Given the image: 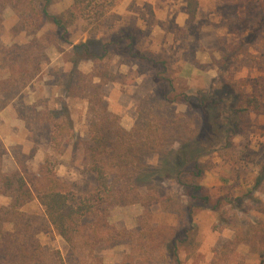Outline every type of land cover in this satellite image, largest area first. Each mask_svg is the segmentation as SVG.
I'll return each instance as SVG.
<instances>
[{
    "label": "rangeland",
    "instance_id": "374dc122",
    "mask_svg": "<svg viewBox=\"0 0 264 264\" xmlns=\"http://www.w3.org/2000/svg\"><path fill=\"white\" fill-rule=\"evenodd\" d=\"M186 1L118 0L105 16L78 14L68 38L76 45L90 38L114 37L120 30L131 33L134 29L139 51L169 61L178 91L195 94L199 90L219 89L223 82L230 81L237 84L235 93L242 95L239 100L245 95L260 100L261 111L247 113L246 128L233 138L234 145L221 147L212 138L203 158L210 170L202 184L214 198L228 200L226 223H219L217 212L197 210L192 223L197 230V251L192 257L193 247L182 248L176 259L182 264H261L264 187H255V181L264 163V0H198L192 24L184 20ZM98 2L105 7L101 10L108 8L107 0ZM72 6L73 0H54L49 10L57 15ZM2 8L1 44L6 49L17 44L19 48L27 46L32 41L31 33L23 31L18 14L8 2ZM47 29L37 35L41 40ZM239 43L245 45L242 52L231 53L228 46ZM59 44L66 53L50 46L40 58L38 73L18 88L19 93L13 88L5 91V98L0 96V208L10 205L11 194L3 183L7 175L15 172L24 176L34 191H42L58 179L63 190L87 196L97 185L90 170L88 150L91 123L103 115L97 116L99 107H95V112L90 110L86 97L89 76L84 77L92 71L93 63L75 67L69 61L71 46L61 41ZM108 63L121 80L102 87L107 111L114 116L117 126L130 131L138 118L141 101L152 96L155 84L145 67H130L120 56H113ZM4 65L8 66L0 70L2 81L9 76L10 64ZM71 79L73 90L67 92L65 85ZM3 103L7 104L3 107ZM64 104L73 121V133L67 143L55 148L49 139L50 113L61 111ZM174 106L178 114L187 112L185 104ZM193 113L192 110L195 127ZM142 162L156 169L159 158L145 155ZM159 193L160 201L111 207L105 216L110 237H104L93 253L72 249L56 234L36 197L21 211L38 219V239L47 250H59L66 264H175L164 244L160 248L158 245L173 229H183L184 222L173 204L181 202L187 206L190 198L186 190L170 180L160 183ZM236 199L242 200L237 203L239 208H231L230 202L235 203ZM11 228L6 223L5 229ZM83 240L82 235L79 245Z\"/></svg>",
    "mask_w": 264,
    "mask_h": 264
},
{
    "label": "trees",
    "instance_id": "16d2710c",
    "mask_svg": "<svg viewBox=\"0 0 264 264\" xmlns=\"http://www.w3.org/2000/svg\"><path fill=\"white\" fill-rule=\"evenodd\" d=\"M53 1L0 0V9L8 2L18 14L23 31L32 35V41L20 48L17 44L6 49L0 41V64L3 66L0 70L6 69L8 65L5 63L10 64L8 78L0 79V96L5 98V91L13 88L19 93L18 88L25 86L26 81L38 73L40 58L45 56L44 50L50 46L60 53H66L60 41L71 46L69 61L75 67L80 63L92 62V71L84 76H89L86 97L90 110L95 112V107H99L97 116L103 115L100 120L94 119L91 123L88 150L90 170L95 174L97 185L90 195L78 196L59 187L58 179L53 180V185L46 189L34 191L21 174L15 172L7 175L3 186L11 194V202L8 207L0 208V264H66L59 250H47L38 239V219L21 211L35 197L56 234L72 249H88L93 253L104 237L110 234L105 217L110 208L147 204V200L160 201L159 186L166 180L174 181L186 190L190 203L187 206L181 202L173 204L176 205L179 219L184 222L183 229H173L159 241L158 247L164 244L174 257L175 264H182L176 259L177 251L193 247L190 253L192 257L197 251V230L192 225L197 210L217 212L219 223H226L228 200L226 202L225 197L214 198L202 184L210 170L209 163L203 161L206 150L211 146L212 138H216V144L221 147L234 145L233 138L246 128L247 113H259L261 102L250 95L239 100L242 95L235 93L237 84L230 81L223 82L219 89L199 90L195 94L178 91L169 61L139 51L134 29L131 33L120 30L114 37L90 38L87 42L73 45L68 38L69 28L77 20L78 14L105 16L118 0H107L106 10H101L104 5L101 6L98 0H73L72 9L57 15L49 10ZM198 8V0L186 1L190 24L195 21ZM45 27H48V31L41 40L37 35ZM244 46L239 43L228 47L231 53L238 55ZM113 56L122 57L130 67H145L155 84L152 96L141 101L138 118L130 131L116 125L114 116L107 111L102 94L103 86L121 80V76L109 68L108 62ZM229 58L227 56L226 60ZM79 82L82 83L83 79ZM65 86L67 92L73 90L72 79ZM83 87L86 88V85ZM6 104L3 103V107ZM176 104H185L187 112L178 114L174 110ZM192 110L195 127H192ZM50 114L49 139L55 148H59L72 136L73 121L65 104L61 111ZM145 155L159 158L156 169L142 162ZM255 187H264V163L260 166ZM239 201L230 202L231 208H239L237 203L241 204L242 200ZM6 223L12 228L5 229ZM87 229V233H84ZM82 235L84 240L79 245ZM260 257L261 264H264V253Z\"/></svg>",
    "mask_w": 264,
    "mask_h": 264
},
{
    "label": "crops",
    "instance_id": "0c3cea01",
    "mask_svg": "<svg viewBox=\"0 0 264 264\" xmlns=\"http://www.w3.org/2000/svg\"><path fill=\"white\" fill-rule=\"evenodd\" d=\"M139 2V1H138ZM184 20H186V19H188V15L185 13V15H184Z\"/></svg>",
    "mask_w": 264,
    "mask_h": 264
}]
</instances>
